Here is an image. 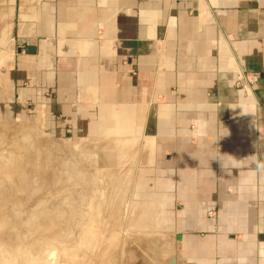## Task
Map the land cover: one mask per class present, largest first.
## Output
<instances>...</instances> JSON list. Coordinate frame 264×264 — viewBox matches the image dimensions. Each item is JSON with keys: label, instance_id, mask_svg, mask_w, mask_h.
I'll list each match as a JSON object with an SVG mask.
<instances>
[{"label": "crops", "instance_id": "0c3cea01", "mask_svg": "<svg viewBox=\"0 0 264 264\" xmlns=\"http://www.w3.org/2000/svg\"><path fill=\"white\" fill-rule=\"evenodd\" d=\"M4 34L0 117L136 146L184 256L264 264V0H0Z\"/></svg>", "mask_w": 264, "mask_h": 264}, {"label": "rangeland", "instance_id": "374dc122", "mask_svg": "<svg viewBox=\"0 0 264 264\" xmlns=\"http://www.w3.org/2000/svg\"><path fill=\"white\" fill-rule=\"evenodd\" d=\"M9 47L0 36V65ZM20 115L0 117V264H20L11 251L19 244L30 249L25 264H200L156 224L153 199L137 182L136 146L116 150L121 142L66 135L33 110Z\"/></svg>", "mask_w": 264, "mask_h": 264}, {"label": "bare ground", "instance_id": "6f19581e", "mask_svg": "<svg viewBox=\"0 0 264 264\" xmlns=\"http://www.w3.org/2000/svg\"><path fill=\"white\" fill-rule=\"evenodd\" d=\"M32 136H33V135H32ZM122 148H123V147H122ZM124 150H125V149H124ZM120 152H122V151H120ZM123 157H125V156H123ZM95 159H96V158H95ZM92 160H93V159H92ZM99 160H100V159H99ZM104 161H106V160H104ZM108 161H109V160H108ZM122 161H123V160H122ZM46 162H47V161H46ZM46 162H45V163H46ZM92 162H93V161H91V163H92ZM94 162H95V161H94ZM94 162H93V163H94ZM96 162H97V161H96ZM76 163H77V162H76ZM76 163H74V164H76ZM93 163H92V165H93V168H94V166H95L96 163H95V164H93ZM101 163H102V162H101ZM101 163H100V164H101ZM130 163H131V162H130ZM138 163H139V162H138ZM65 164H66V163H65ZM103 164H104V163H103ZM106 164H107V163H106ZM123 164H124V163H123ZM123 164H122V165H123ZM61 165H62V164H61ZM76 165H77V164H76ZM98 165H99V164H98ZM65 166H66V165H65ZM65 166H64V168H65ZM79 166H80V165H79ZM101 166H102V165H101ZM105 166H106V165H105ZM71 167H72V166H71ZM73 167H74V166H73ZM99 167H100V166H99ZM99 167H98V168H99ZM122 167H123V166H122ZM95 168H96V167H95ZM104 168H105V167H104ZM100 169H102V168H100ZM66 170H67V168H66ZM103 170H104V169H103ZM97 171H99V170L97 169ZM100 171H101V170H100ZM100 171H99V172H100ZM103 172H104V171H103ZM98 174H100V173H98ZM98 174H97V175H98ZM103 174H105V173H103ZM103 174H102V175H103ZM83 175H86V174H83ZM109 175H110V174H109ZM113 175H114V174H112V176H113ZM99 176L101 177V175H99ZM99 176H98V177H99ZM110 176H111V175H110ZM94 178H96V177H94ZM96 181H97V180H96ZM0 183L2 184V182H0ZM11 211H12V212H18L19 210H17V207H16V206H13V208H11ZM94 224H96L95 221H94ZM16 225H17L16 223L13 224L12 229H11L12 231H14V227H15ZM95 226H96V225H95ZM95 226H94V228H95ZM96 227H97V226H96ZM88 230H89V229H88ZM95 230H96V228H95ZM14 232H15V231H14ZM16 237H17V236H16ZM19 238H21V237H19ZM39 238H40V237H39ZM39 238H35V239H36V240H39ZM17 239H18V237H17ZM23 239H29V238H28V236L26 237V235H25V237H24ZM111 239H112V237H111ZM115 240H116V239H115ZM67 242H70V240H69V241L67 240ZM111 242H112V241H111ZM25 243H26V242H24L23 245L28 246V244H25ZM109 243H110V242H109ZM19 246H20V244L18 245V247H17V246H14L13 249H11V251H12V254H13V252L16 250V251H17L16 253H17V255H18L19 259H20V264H25V262H26V260H27V258H28V256H29V251H30V249H28V250H22V249L19 248ZM109 246H111V244H109ZM44 249H45V248H44ZM44 249H43V251H42L41 253H44V251H45ZM150 250H152V249H150ZM7 251H8V250H7ZM39 252H40L39 250L37 251L36 249H34V250L32 251V254H38ZM149 252H150V251H149ZM41 253H40V254H41ZM105 256H106V255H105ZM175 261H176V260H174V262H172V258H171V263H172V264H174Z\"/></svg>", "mask_w": 264, "mask_h": 264}, {"label": "built area", "instance_id": "2783aa9c", "mask_svg": "<svg viewBox=\"0 0 264 264\" xmlns=\"http://www.w3.org/2000/svg\"><path fill=\"white\" fill-rule=\"evenodd\" d=\"M249 75H250V74H249ZM245 77H246V78H252L251 76H250V77H249V76H247V74H245ZM245 77H244V78H245Z\"/></svg>", "mask_w": 264, "mask_h": 264}, {"label": "water", "instance_id": "95a60500", "mask_svg": "<svg viewBox=\"0 0 264 264\" xmlns=\"http://www.w3.org/2000/svg\"><path fill=\"white\" fill-rule=\"evenodd\" d=\"M174 260H175V259H174V258H172V262H174Z\"/></svg>", "mask_w": 264, "mask_h": 264}]
</instances>
